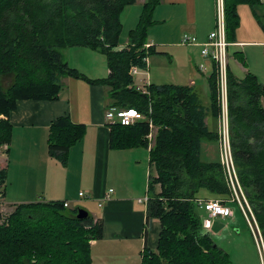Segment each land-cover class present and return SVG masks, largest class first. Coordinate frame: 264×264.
Segmentation results:
<instances>
[{
  "label": "trees",
  "instance_id": "1",
  "mask_svg": "<svg viewBox=\"0 0 264 264\" xmlns=\"http://www.w3.org/2000/svg\"><path fill=\"white\" fill-rule=\"evenodd\" d=\"M138 0H0V144L10 142L9 114L18 100H55L63 77L83 79L108 88L107 110L134 107L145 119L130 125L109 121L110 146L150 149L146 232L152 220L161 222L156 249L147 244L141 264H234L230 253L203 228L199 199L226 203L231 189L220 159L203 160V142L218 141L207 116L221 113L215 71L208 77V104L194 85L135 84L133 67L147 68L157 53L148 43L161 0H146L137 25L120 46L121 13ZM259 0H224L227 38L236 40L237 6ZM85 46L102 52L108 74L91 78L65 59L63 50ZM264 84L248 72L228 74L231 144L240 183L264 235ZM152 125V126H151ZM157 128L154 143L151 135ZM86 125L69 115L50 124L48 152L67 164L70 148L86 133ZM9 150V149H8ZM7 162V161H6ZM8 178L0 168V186ZM203 191L205 193H203ZM214 199V198H213ZM0 223V264H93L92 241L104 236V221L92 214L77 217L79 207L64 200L17 204ZM244 214V213H243ZM247 220V219H246ZM250 227V226H249Z\"/></svg>",
  "mask_w": 264,
  "mask_h": 264
},
{
  "label": "crops",
  "instance_id": "2",
  "mask_svg": "<svg viewBox=\"0 0 264 264\" xmlns=\"http://www.w3.org/2000/svg\"><path fill=\"white\" fill-rule=\"evenodd\" d=\"M145 1H137L141 3L140 8H143ZM258 2L263 3V0ZM215 3L216 0L204 1L206 12L203 20L196 18L194 13L193 19L182 22L178 30H171L170 34H167L163 27L160 30L162 36L153 35L150 40L148 38L147 44L156 47L158 52L155 54L167 55L171 46H179L174 40L179 39L185 29L191 30L201 41H205L215 27ZM181 4H188V12L191 13L195 9L196 0H161L154 10V25H166L172 20L171 10ZM241 7V4L237 6L240 17ZM168 36L170 37L166 38ZM128 41L129 38L127 42L120 41V46L127 45ZM250 43L264 46V39L247 41L237 36V41L232 42L229 47V71L240 78L252 70L244 67L247 66L246 62L243 64L246 55L244 51L238 50L240 52L235 51V56L237 55L240 60L239 64L244 69V74L235 73L230 65V49L245 47ZM68 50V63L87 76L97 78L108 74L106 57L99 50L85 46H73ZM197 52L201 54V50L197 49ZM151 56L147 58L148 67L141 68L134 77L138 87L155 83L149 71ZM200 60L194 63L191 74L201 71L198 69ZM97 62L100 65L99 69H95ZM203 65L212 73V64L209 61L203 59ZM137 76H141L139 81L136 79ZM62 80L64 87L58 99H21L9 114L13 124V136L5 163L8 178L4 186L3 200L9 206L51 200L70 201L71 208L77 202L96 204L98 214L92 215L103 219L104 236L100 240L92 241L93 264H141L142 250L146 244L152 249L157 248L161 229L160 220L154 218L148 233L145 234L147 202L141 199L148 195L150 149L111 148L107 118L108 88L71 76H65ZM187 81V84L174 82L173 84L196 86L193 78ZM262 103L264 104V98ZM62 115H69L73 121L84 123L87 127L84 137L70 148L67 164L50 156L48 152L50 124L56 117ZM215 121L217 126L215 131L219 132V117L215 118ZM214 142L218 143L220 159V142L219 140ZM110 189L113 190L111 193H109ZM81 192L84 196L80 195ZM85 197H89L88 200ZM210 198L217 199L214 196ZM228 203L226 201L225 204L230 208ZM201 210H203V218L207 219L208 212L204 208ZM232 217L234 215L210 219L212 222L210 233L215 241L224 237L225 230H228L233 223L230 219ZM236 225L239 230L237 235H246L252 244L254 239L252 230L250 228L249 231L237 214ZM237 253L242 254L243 251L238 249Z\"/></svg>",
  "mask_w": 264,
  "mask_h": 264
},
{
  "label": "rangeland",
  "instance_id": "3",
  "mask_svg": "<svg viewBox=\"0 0 264 264\" xmlns=\"http://www.w3.org/2000/svg\"><path fill=\"white\" fill-rule=\"evenodd\" d=\"M205 0H196L195 11L188 12V4L187 5H179L176 8L171 10V18L172 20L166 23V25H152L148 30V38L149 40L151 37L154 36H162L160 32L163 29L167 34H170L171 30L177 29L179 25L184 22L188 21L189 19H193L194 13L196 18L203 20L204 13L206 12V7L204 4ZM239 4L242 5L241 7V17L239 14V27L236 31V41L237 36L241 40L247 41H261L264 39V0L263 3L257 2L254 7L250 5V3L246 1H241ZM238 4V5H239ZM143 6V5H142ZM141 7V3H135L133 5H128L124 8L121 13V19L123 22V30L120 35L121 42H127L129 38V31L130 29L134 28L138 21L140 14L143 8ZM215 16H216V3H215ZM201 24V23H200ZM215 26H216V17H215ZM215 29V27H214ZM213 29V30H214ZM173 33V32H172ZM185 34L196 36L199 42L201 39L193 32L188 29L181 34L180 38L175 39L174 42L179 46H171L168 50V54H153L151 56L149 62V71L152 75V81L155 83L163 84V83H180V84H187V80L189 78H193L196 81V88L199 90L201 94V99L203 104H208V97L204 94H208V85H207V78L211 73V70L205 71H197L195 74H191V70L194 66V63L198 62V69L201 65H203V56L198 54L197 49L201 50L202 47L196 48L192 47L188 44H183L182 38ZM173 35V34H171ZM170 36L166 37L169 38ZM70 48V47H69ZM69 48L63 50L64 57L66 61L68 60L69 55ZM230 65L232 70L237 74H244V69L239 64L241 63L238 57L235 56V51L242 50L246 55L245 61L247 66L245 68H249L252 72H255V75L258 77L260 82H264V46L259 43H250L246 44L245 47H231L230 49ZM240 52V51H238ZM237 54V53H236ZM84 57V56H83ZM199 57V58H198ZM68 62V61H67ZM95 65V69H99L100 65ZM204 72V73H203ZM206 74V75H205ZM141 76H137V81L140 80ZM208 124L211 129L215 130L217 128L216 121L214 116L211 113H208L207 116ZM157 128L154 127L151 139L152 141L150 144L154 143V138L156 135ZM8 142H4L0 144V157L3 160L0 163V168L5 165L7 156H8ZM218 143L214 141H207L203 142V149H202V159L203 160H214L218 159ZM0 189L3 191L4 186H0ZM85 191V190H84ZM203 193H205L203 191ZM88 200L89 197H85ZM227 200L229 203L230 208L233 210L234 217L230 218L233 220L231 227L228 230H225L224 237L221 239H217L216 243L220 245L222 248L227 250L230 253L231 259L233 260L234 264H262L261 258L258 250V245L256 239L252 240V244L250 240L246 237V235L238 236L237 233L239 230L237 229L236 225V214L243 221L247 228L250 227L246 220L243 211L240 208L239 203L234 199V195H230ZM84 199V198H83ZM74 207H80L88 211L90 214H98V208L96 204H83L82 202L74 203ZM14 207L9 206L7 204L0 205V223H3L7 220V217L13 211ZM203 213V210H201ZM232 215V216H233ZM210 232V231H209ZM240 249L243 251L242 254H238L237 250Z\"/></svg>",
  "mask_w": 264,
  "mask_h": 264
},
{
  "label": "built area",
  "instance_id": "4",
  "mask_svg": "<svg viewBox=\"0 0 264 264\" xmlns=\"http://www.w3.org/2000/svg\"><path fill=\"white\" fill-rule=\"evenodd\" d=\"M182 42L188 45H200L202 47L201 55L206 61L212 64V70L216 73L221 101V113L219 116L220 161L231 189V195H234V199L239 203L247 219L258 245L261 263L264 264V235L240 183L231 144V129L228 112V74L229 47L232 42L227 38L224 0H216V26L208 35L207 39L204 42H199L196 36L185 34L182 38ZM146 46L149 47V44ZM140 69L141 67H133L131 70L132 75L135 77L140 72ZM200 70L205 71L208 70V68L201 65ZM107 118L109 121H119L123 125H130L138 120L145 119V115L134 107L120 109L110 108L107 110ZM2 162L3 160L0 157V163ZM112 191L113 190L110 189L109 193ZM80 195L84 196V193L81 192ZM3 199L4 189L3 191L0 189V205L5 204ZM141 200L147 202L149 200V195ZM198 203L200 207L204 208L209 214L207 219H203V228L207 231L211 230L212 222L210 219L218 216L228 217L233 215V210L222 200L201 198L198 200ZM70 205V201H65L66 207H70ZM99 205L101 206L102 204L100 203Z\"/></svg>",
  "mask_w": 264,
  "mask_h": 264
},
{
  "label": "water",
  "instance_id": "5",
  "mask_svg": "<svg viewBox=\"0 0 264 264\" xmlns=\"http://www.w3.org/2000/svg\"><path fill=\"white\" fill-rule=\"evenodd\" d=\"M88 215H89L88 211H86V210L83 209V208H79V210H78V214H77V217H78L79 219H83V218L87 217Z\"/></svg>",
  "mask_w": 264,
  "mask_h": 264
}]
</instances>
